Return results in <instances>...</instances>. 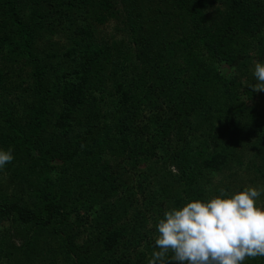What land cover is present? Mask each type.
I'll use <instances>...</instances> for the list:
<instances>
[{"label": "trees", "instance_id": "trees-1", "mask_svg": "<svg viewBox=\"0 0 264 264\" xmlns=\"http://www.w3.org/2000/svg\"><path fill=\"white\" fill-rule=\"evenodd\" d=\"M258 61L264 0H0V264H148L165 211L264 199Z\"/></svg>", "mask_w": 264, "mask_h": 264}, {"label": "clouds", "instance_id": "clouds-1", "mask_svg": "<svg viewBox=\"0 0 264 264\" xmlns=\"http://www.w3.org/2000/svg\"><path fill=\"white\" fill-rule=\"evenodd\" d=\"M252 75L253 90L264 92V61L255 63ZM13 160L12 149L0 148V169ZM261 195L256 187L219 189L210 199H190L165 211L155 226L158 250L148 264H244L264 257V208L256 203Z\"/></svg>", "mask_w": 264, "mask_h": 264}, {"label": "rangeland", "instance_id": "rangeland-1", "mask_svg": "<svg viewBox=\"0 0 264 264\" xmlns=\"http://www.w3.org/2000/svg\"><path fill=\"white\" fill-rule=\"evenodd\" d=\"M109 25H110V30L109 31L112 32L113 31V27L116 24L113 22V23H110ZM106 31L109 32L107 29H106ZM223 71L228 73L230 70L228 69V67L226 65H223ZM238 171H244L243 173H246V174H248L250 172V170L247 171L245 168H243V170H238ZM238 190H240V189H238ZM235 191H236V189H235ZM256 203H257L258 206L264 208V199L258 198ZM4 225L5 226L8 225V222H6Z\"/></svg>", "mask_w": 264, "mask_h": 264}]
</instances>
